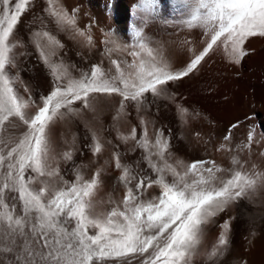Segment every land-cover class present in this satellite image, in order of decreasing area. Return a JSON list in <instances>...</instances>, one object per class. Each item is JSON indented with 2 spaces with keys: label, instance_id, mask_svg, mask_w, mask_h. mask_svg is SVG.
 Masks as SVG:
<instances>
[{
  "label": "rangeland",
  "instance_id": "374dc122",
  "mask_svg": "<svg viewBox=\"0 0 264 264\" xmlns=\"http://www.w3.org/2000/svg\"><path fill=\"white\" fill-rule=\"evenodd\" d=\"M17 2L19 0H12V6ZM140 4L141 0H29L14 26V38L10 39L16 44L13 53L18 64L26 69L20 76L31 88L32 99L38 101L49 88L50 73L40 55L52 46L48 36L59 41L53 46L55 51L51 60L72 79H80L93 65L112 75L116 73L113 60L131 63L133 58L128 51H139L137 31L142 42L163 54L173 71L183 70L190 59L206 47V30L200 26H187L188 15L179 0H155V6L146 11H140ZM53 12L61 15H53ZM45 32L48 36H44ZM241 47L246 55L237 57L231 52V44L218 42L192 73L167 85L166 97H148V103L140 112L133 103L126 102L127 107L117 115L121 98L114 95L96 94L93 110L83 109L80 102H75L73 107L81 108V111L63 120L57 119L47 130L49 161L52 167L59 169L57 177L49 178L54 187H65V181L69 185L75 183L77 172L85 181H90L99 172V183L86 198L91 204L87 211L94 217H103L118 205L122 208L126 189L119 182L121 171L115 168L114 153H119L121 162L141 176L156 175L143 160L145 149L136 146L130 138L133 129L138 140L143 138V119L150 146L155 142L157 130H163L166 139L171 134L170 138L175 137L176 147L170 155L168 149L165 156L166 163L177 171H182L193 161L203 160L207 162L206 168L219 169L215 173L217 183L220 179L231 178L237 170L253 181L241 198L229 203L203 227L190 257H185L187 264H209L216 259L227 245L219 243L223 223L229 224L226 234L229 239L242 224L246 204L259 202L264 206V37H249ZM125 48L128 51H124ZM121 67L128 70L124 63ZM15 73L13 68V78ZM14 87L19 96L29 99L20 82L16 81ZM179 108L185 109L183 117ZM24 111L34 114L35 104L29 103ZM26 130V126L18 122V127L9 129V134L19 137ZM122 137L129 139L124 142ZM96 142L101 145L100 153L92 150ZM68 151L72 153L70 161L62 158ZM153 159L157 160L156 157ZM30 175L34 173L26 172L25 179ZM168 180L171 182V175ZM41 186L38 182L30 184L36 190ZM159 192L160 189L153 186L141 198L152 200ZM13 195L17 194L6 193V202L9 205L15 203L16 214L23 215L20 202L11 200ZM49 195L46 194L45 199ZM66 227L69 231L75 228V220ZM97 231L87 228L89 235ZM257 231L264 234L263 230L257 229L251 232L246 246L239 251L238 264H264V241ZM0 264H6V261H0ZM105 264H116V261ZM133 264L137 262L133 261Z\"/></svg>",
  "mask_w": 264,
  "mask_h": 264
},
{
  "label": "snow or ice",
  "instance_id": "6c2138e0",
  "mask_svg": "<svg viewBox=\"0 0 264 264\" xmlns=\"http://www.w3.org/2000/svg\"><path fill=\"white\" fill-rule=\"evenodd\" d=\"M51 2V0H50ZM188 15V27L204 28L208 37L206 47L195 54L181 71L171 70L169 61L158 50L142 42L139 31L136 38L139 51H128L133 60H113L116 73L109 75L98 65L80 79H72L51 60L55 45L54 37L48 36L51 45L48 52H41L43 64L50 73L46 94L32 99V90L20 76L26 71L18 64L13 49L16 44L14 26L26 10L29 0H0V261L6 264H187L185 257L191 255L203 227L225 207L245 194L253 181L239 171L226 181L217 183L219 169L206 168L203 160L193 161L177 171L166 163L169 149L163 130H157L154 144L149 145L146 122L142 139H137L133 129L131 139L136 146L145 149L143 160L156 175L141 176L139 172L121 162L119 153H114V165L121 171L119 182L126 189L122 208L118 205L103 217L92 216L88 199L99 183V172L90 181H85L77 172L76 182L56 188L49 178L57 177L59 169L49 161L48 128L57 119L77 115L81 108L93 110L97 95L118 96L117 115L133 103L140 112L148 103L146 94L154 98L165 96L170 82L187 77L202 62L218 42L231 44V52L237 57L246 55L242 44L249 37H264V0H179ZM155 6V0H141L140 11ZM53 15H61L53 12ZM223 38V40L221 39ZM127 38H125V41ZM90 42V38H89ZM187 43V41L185 42ZM62 47V45H60ZM39 47V45H38ZM146 54V57L145 55ZM20 55H24L21 53ZM121 63L127 65V71ZM16 73L12 77V69ZM18 81L29 94L25 100L19 96L14 84ZM80 102L81 108L73 107ZM29 103L35 104L34 114L24 111ZM63 109V110H62ZM185 115V109L179 108ZM22 122L27 130L19 137L9 134V129ZM235 127V125H233ZM228 137H225L227 139ZM127 142L129 137L121 138ZM251 139V136L249 137ZM94 153L101 152L96 142ZM170 155V153H169ZM159 161H165L160 164ZM72 160V153L62 157ZM34 173L25 179L26 172ZM172 176L171 182L168 176ZM62 179V178H61ZM42 185L38 190L30 184ZM153 186L160 189L152 200L141 197ZM6 193H16L11 200L19 201L23 215L16 214V204L6 202ZM50 194L47 199L45 195ZM32 213L36 215L33 217ZM75 220L71 231L66 225ZM98 231L89 235L87 228ZM219 243L227 244L228 222L222 225Z\"/></svg>",
  "mask_w": 264,
  "mask_h": 264
},
{
  "label": "bare ground",
  "instance_id": "6f19581e",
  "mask_svg": "<svg viewBox=\"0 0 264 264\" xmlns=\"http://www.w3.org/2000/svg\"><path fill=\"white\" fill-rule=\"evenodd\" d=\"M118 31V30H117ZM195 36V35H194ZM191 37H189L190 40ZM193 38V36H192ZM204 38V37H202ZM187 39V38H186ZM199 39V38H198ZM208 39V38H207ZM188 40V39H187ZM193 40V39H192ZM191 40V41H192ZM202 40V39H201ZM200 40V41H201ZM205 41V40H204ZM118 42V41H117ZM185 42V41H184ZM196 42V41H195ZM194 42V43H195ZM189 43V42H188ZM199 43V41H198ZM205 44V42H203ZM185 44V43H184ZM199 45V44H198ZM203 45V44H202ZM200 45V46H202ZM125 46V45H124ZM194 46V45H193ZM120 48V47H119ZM201 49V47H200ZM197 50V48H196ZM195 51V50H194ZM198 53V52H197ZM104 54V53H103ZM212 57V56H211ZM215 57V56H214ZM208 60H211L208 58ZM174 70V69H171ZM174 86V85H173ZM172 87V86H171ZM171 90V89H169ZM172 91V90H171ZM174 91V90H173ZM169 94V93H168ZM172 94V93H170ZM151 98V94H147V98ZM166 97V96H165ZM154 98V97H152ZM164 98V97H163ZM163 100V99H162ZM156 101V100H155ZM151 103H153L151 101ZM159 104V103H158ZM173 135V134H171ZM171 135L168 137L167 136V140H171L170 141V147H169V152L170 154L172 153V150H174V148L176 147V142L175 141V137L172 139L170 138ZM188 136V135H187ZM180 139V138H179ZM179 143V141H178ZM178 146V145H177ZM179 147V146H178ZM243 150V149H242ZM167 153V152H166ZM240 154V152L238 153ZM169 155V154H168ZM230 157V156H229ZM236 157V156H235ZM167 158V155H166ZM231 158V157H230ZM237 158V157H236ZM245 158V156H244ZM228 160V159H227ZM232 161L233 158L231 159ZM231 161V162H232ZM243 161V160H242ZM235 162V161H234ZM239 162V161H238ZM237 162V163H238ZM230 163V162H229ZM234 164V163H233ZM232 164V165H233ZM239 164V163H238ZM249 164V162H248ZM234 164V168H235ZM215 166V165H214ZM232 167V166H231ZM237 167V166H236ZM241 168V167H240ZM248 168V167H247ZM236 169V168H235ZM233 170V169H232ZM251 170V169H250ZM238 171V170H237ZM254 177V176H253ZM256 178V177H255ZM241 198V197H240ZM245 199V198H244ZM242 199V201L244 200ZM259 199H262L259 197ZM254 202V201H253ZM240 204V203H239ZM246 204V203H245ZM242 205V204H241ZM263 205V204H262ZM258 203H253V204H246V206H244V219L242 220V224H239V227L236 229L235 232H233L231 234V236L229 237V239H227V245L225 247V249L220 252L217 256L216 259H214L213 261H211L209 264H238L239 261V251L246 246L250 235L252 234L251 232L254 231L255 229L257 230H263L264 231V206H262ZM229 208V207H228ZM230 209V208H229ZM228 212V211H227ZM243 212V211H242ZM236 226V225H235ZM240 228V229H239ZM259 228V229H258ZM235 229V228H234ZM258 232V231H257ZM262 232V231H261ZM263 233V232H262ZM255 235V232L253 233ZM260 234V232H258V235ZM257 235V234H256ZM262 235V234H260ZM253 237V235H252ZM255 238V237H254ZM260 238H258L259 240ZM262 239V240H261ZM260 240L264 241V234L262 235V238ZM251 241V240H250ZM249 241V243H250ZM256 241V240H255ZM254 241V242H255ZM257 243H259L257 241ZM264 243V242H263ZM254 244V243H253ZM256 244V242H255ZM225 246V245H224ZM224 248V247H223ZM245 249V248H244Z\"/></svg>",
  "mask_w": 264,
  "mask_h": 264
}]
</instances>
